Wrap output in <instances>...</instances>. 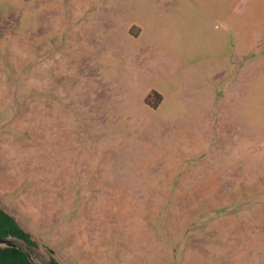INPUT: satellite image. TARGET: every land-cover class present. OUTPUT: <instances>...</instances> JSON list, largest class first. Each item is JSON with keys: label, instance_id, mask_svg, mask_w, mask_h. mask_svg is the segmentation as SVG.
Instances as JSON below:
<instances>
[{"label": "rangeland", "instance_id": "obj_1", "mask_svg": "<svg viewBox=\"0 0 264 264\" xmlns=\"http://www.w3.org/2000/svg\"><path fill=\"white\" fill-rule=\"evenodd\" d=\"M0 202L43 264H264V0H0Z\"/></svg>", "mask_w": 264, "mask_h": 264}, {"label": "trees", "instance_id": "obj_2", "mask_svg": "<svg viewBox=\"0 0 264 264\" xmlns=\"http://www.w3.org/2000/svg\"><path fill=\"white\" fill-rule=\"evenodd\" d=\"M0 238H8L12 242L27 248L30 253L38 257L39 245L32 238L30 232L24 229L17 216L4 210L0 203ZM52 256L49 264H59L54 256V252L49 250ZM0 264H33L28 255L20 249L10 247H0Z\"/></svg>", "mask_w": 264, "mask_h": 264}, {"label": "water", "instance_id": "obj_3", "mask_svg": "<svg viewBox=\"0 0 264 264\" xmlns=\"http://www.w3.org/2000/svg\"><path fill=\"white\" fill-rule=\"evenodd\" d=\"M0 247H10V248L20 249V250H22L23 252H25L28 255L30 261L33 264H43L42 262L38 261L35 258V256H33L27 248H25V247H23V246H21V245H19L17 243L12 242L8 238H0Z\"/></svg>", "mask_w": 264, "mask_h": 264}, {"label": "crops", "instance_id": "obj_4", "mask_svg": "<svg viewBox=\"0 0 264 264\" xmlns=\"http://www.w3.org/2000/svg\"><path fill=\"white\" fill-rule=\"evenodd\" d=\"M1 203V202H0ZM1 206H2V204H1ZM3 208V207H2ZM4 209V208H3ZM5 210V209H4ZM7 211V210H6ZM8 212V211H7ZM10 213V212H9ZM54 256H55V258H57L58 256H57V254H56V252L54 251ZM58 261V260H57ZM59 264H62V263H60L59 262Z\"/></svg>", "mask_w": 264, "mask_h": 264}]
</instances>
